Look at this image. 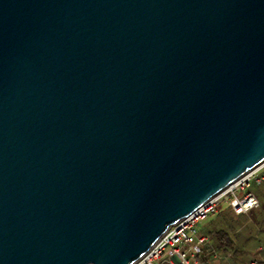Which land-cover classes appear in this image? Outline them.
I'll return each instance as SVG.
<instances>
[{"label": "water", "instance_id": "water-1", "mask_svg": "<svg viewBox=\"0 0 264 264\" xmlns=\"http://www.w3.org/2000/svg\"><path fill=\"white\" fill-rule=\"evenodd\" d=\"M264 162V0H0V264H135Z\"/></svg>", "mask_w": 264, "mask_h": 264}, {"label": "built area", "instance_id": "built-area-1", "mask_svg": "<svg viewBox=\"0 0 264 264\" xmlns=\"http://www.w3.org/2000/svg\"><path fill=\"white\" fill-rule=\"evenodd\" d=\"M264 181V162L242 176L220 195L211 199L194 214L180 221L161 237L155 246L135 264H197V257L209 243L199 235L201 223L226 204L237 215H249L260 207V202L251 191L253 184ZM219 257L218 254L215 255ZM228 253L226 258L229 259ZM264 264V258L251 264Z\"/></svg>", "mask_w": 264, "mask_h": 264}, {"label": "trees", "instance_id": "trees-1", "mask_svg": "<svg viewBox=\"0 0 264 264\" xmlns=\"http://www.w3.org/2000/svg\"><path fill=\"white\" fill-rule=\"evenodd\" d=\"M252 191V190H251ZM254 215L252 211L248 216ZM245 215L235 214L228 206L209 218L212 220L200 227L199 235L207 237L209 243L197 257V264H251L257 258L248 248L251 234ZM249 232L245 237V232ZM230 253L231 257L226 258ZM216 254L219 257L216 258ZM249 255H252L249 256ZM262 264V263H260Z\"/></svg>", "mask_w": 264, "mask_h": 264}, {"label": "rangeland", "instance_id": "rangeland-1", "mask_svg": "<svg viewBox=\"0 0 264 264\" xmlns=\"http://www.w3.org/2000/svg\"><path fill=\"white\" fill-rule=\"evenodd\" d=\"M264 182V181H263ZM262 184L261 183H254L251 190L253 193L257 194L258 192V186ZM227 205L221 204L218 207V211L216 214L222 209L226 210ZM247 219V224L249 225V230H251V234L249 232H245V237L247 235L249 239L248 242V248L252 251V255L254 257L255 253L257 255V258H255V261L261 260L264 258V236H263V230H264V214H259L258 212H254V215L245 217ZM212 219L208 218L207 220L203 221L201 223V226L207 225ZM252 255H249L252 257Z\"/></svg>", "mask_w": 264, "mask_h": 264}, {"label": "crops", "instance_id": "crops-1", "mask_svg": "<svg viewBox=\"0 0 264 264\" xmlns=\"http://www.w3.org/2000/svg\"><path fill=\"white\" fill-rule=\"evenodd\" d=\"M255 195L260 202V207L257 210H254V212H258L259 214H264V182H262V184L258 186V192ZM245 216H248V215H245ZM262 233L264 236V230ZM263 243H264V240H263Z\"/></svg>", "mask_w": 264, "mask_h": 264}]
</instances>
